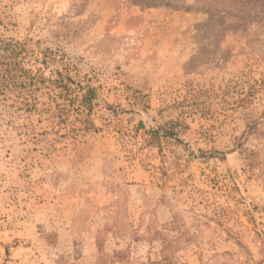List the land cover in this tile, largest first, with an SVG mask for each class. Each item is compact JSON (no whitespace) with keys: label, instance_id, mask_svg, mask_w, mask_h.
Here are the masks:
<instances>
[{"label":"rangeland","instance_id":"rangeland-1","mask_svg":"<svg viewBox=\"0 0 264 264\" xmlns=\"http://www.w3.org/2000/svg\"><path fill=\"white\" fill-rule=\"evenodd\" d=\"M220 1L0 0V264H264V19Z\"/></svg>","mask_w":264,"mask_h":264},{"label":"trees","instance_id":"trees-1","mask_svg":"<svg viewBox=\"0 0 264 264\" xmlns=\"http://www.w3.org/2000/svg\"><path fill=\"white\" fill-rule=\"evenodd\" d=\"M224 1V0H221ZM223 8L208 7L209 12H218L220 14H228L239 20L257 19L261 16L264 19V0H229V2L222 4ZM233 1L235 3L233 4ZM231 3L232 6L229 4ZM258 4L259 6H257ZM207 5V4H202Z\"/></svg>","mask_w":264,"mask_h":264}]
</instances>
